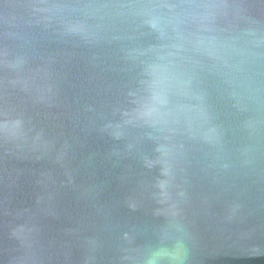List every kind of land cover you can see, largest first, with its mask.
I'll return each mask as SVG.
<instances>
[{
	"label": "water",
	"instance_id": "obj_1",
	"mask_svg": "<svg viewBox=\"0 0 264 264\" xmlns=\"http://www.w3.org/2000/svg\"><path fill=\"white\" fill-rule=\"evenodd\" d=\"M264 264V0H0V264Z\"/></svg>",
	"mask_w": 264,
	"mask_h": 264
},
{
	"label": "clouds",
	"instance_id": "obj_2",
	"mask_svg": "<svg viewBox=\"0 0 264 264\" xmlns=\"http://www.w3.org/2000/svg\"><path fill=\"white\" fill-rule=\"evenodd\" d=\"M184 247L177 241L169 246L163 241L151 248L145 256L144 264H183Z\"/></svg>",
	"mask_w": 264,
	"mask_h": 264
}]
</instances>
